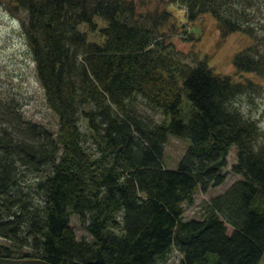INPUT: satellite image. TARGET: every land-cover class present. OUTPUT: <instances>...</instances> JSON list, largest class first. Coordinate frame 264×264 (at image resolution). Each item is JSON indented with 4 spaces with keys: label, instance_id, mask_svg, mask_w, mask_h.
Wrapping results in <instances>:
<instances>
[{
    "label": "trees",
    "instance_id": "trees-1",
    "mask_svg": "<svg viewBox=\"0 0 264 264\" xmlns=\"http://www.w3.org/2000/svg\"><path fill=\"white\" fill-rule=\"evenodd\" d=\"M5 1L26 9L21 28L57 128L0 99V235L11 241L0 254L55 264H264V134L251 114L264 85L203 61L174 71L148 48L163 38L166 5L140 22L132 0ZM172 1L188 20L207 14L221 34L247 35L233 67L264 79L263 4ZM81 23L103 38H88ZM139 102L164 119L146 117ZM169 134L187 140L175 167L162 161ZM231 146L239 177L210 198L203 217L185 218L194 192L224 179ZM22 167L41 173L33 184L41 199L22 187ZM73 213L90 238L76 237ZM173 250L178 261L166 262Z\"/></svg>",
    "mask_w": 264,
    "mask_h": 264
},
{
    "label": "rangeland",
    "instance_id": "rangeland-1",
    "mask_svg": "<svg viewBox=\"0 0 264 264\" xmlns=\"http://www.w3.org/2000/svg\"><path fill=\"white\" fill-rule=\"evenodd\" d=\"M134 3V16L142 21L147 13L162 11L166 5L167 17L161 25L163 38L160 35L153 36L149 47L152 52L161 53L168 61L172 69L178 72L180 64H196L203 61L215 72L227 74L235 79H242L245 76L258 80L264 85V79H258L251 72H242V75L234 69L232 58L235 52L249 44L252 40L247 35L238 32L221 34L214 18L207 14L197 15L194 19L188 20L182 4L167 2V0H132ZM257 4H263L264 0H257ZM264 14V8L263 12ZM257 16L261 14L256 12ZM26 17V9L17 6H9L5 0H0V99L16 100L20 114L26 120L42 125L53 133L57 128V115L49 107L45 100L44 89L39 82L34 68V61L26 45L24 33L21 28V20ZM98 25L102 26L104 21L95 18ZM144 20V19H143ZM264 22V20H263ZM80 29L87 32V36L93 40H100L103 36L97 29H88L86 24L78 25ZM263 32L264 29L262 28ZM160 41L156 44L153 41ZM174 80H179L175 74ZM252 105L251 114L259 116L260 130L264 134V90L259 94ZM4 101V100H3ZM245 100L242 101L244 105ZM138 103L137 110L149 119L162 121L164 115L158 109H151L143 103ZM188 108V105L187 107ZM185 108V109H186ZM1 117V116H0ZM81 128L86 130L84 121ZM88 144H92L89 137ZM187 146V140L183 137L169 134L164 144L163 164L166 167H175ZM236 160V148L231 146L226 157V165L223 167L224 179L216 185H209L206 189H197L194 192V199L191 203L184 204L185 218H201L207 211V202L211 197L223 192L228 185L239 177L231 170V164ZM19 178L24 189H29L34 200L41 199L40 193L34 189L36 177L41 173L32 172L26 168H20ZM37 202V201H36ZM69 224L73 227L76 237L85 236L90 238V232L82 225L77 214L70 216ZM231 226L227 225V230ZM10 239L0 235V244L10 246ZM12 248V247H11ZM20 250H27V245H21ZM13 250L12 254H16ZM179 253L173 250L169 253L166 262H177ZM264 262V251L261 257Z\"/></svg>",
    "mask_w": 264,
    "mask_h": 264
},
{
    "label": "water",
    "instance_id": "water-1",
    "mask_svg": "<svg viewBox=\"0 0 264 264\" xmlns=\"http://www.w3.org/2000/svg\"><path fill=\"white\" fill-rule=\"evenodd\" d=\"M0 264H55L37 256H8L0 254Z\"/></svg>",
    "mask_w": 264,
    "mask_h": 264
}]
</instances>
